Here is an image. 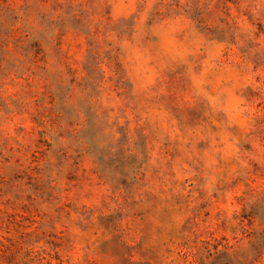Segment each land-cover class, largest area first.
<instances>
[{"label":"clouds","instance_id":"1","mask_svg":"<svg viewBox=\"0 0 264 264\" xmlns=\"http://www.w3.org/2000/svg\"><path fill=\"white\" fill-rule=\"evenodd\" d=\"M111 3L0 0V264H48L54 254L60 257L56 264H199L203 250L220 236L227 235L236 251L248 231L264 230V141L248 152H197L179 139L157 102L164 97L178 109L199 103L218 129L220 140L213 143L223 145L230 125L217 123V113L223 111L222 94L231 96L237 85L220 57L205 58L201 49L208 45L185 14L195 9L223 19L227 60L242 65L251 52L264 53V0H232L226 7L222 0L218 8L217 0H127L138 28L148 9L176 14L161 15L156 24L174 34L171 57L185 66L188 84L181 80L174 96L157 88L161 63L154 48L144 49L139 60L125 55L114 61L119 68L104 67L113 49L106 42L98 59L88 53L99 77L80 71L85 50L71 25L85 18L115 22ZM201 29L207 30L203 24ZM244 41L259 47L240 53ZM119 47L128 45L122 41ZM74 76L78 90L68 100L74 115L62 121L59 93ZM125 129L128 139L122 142ZM37 133L52 148L34 164ZM34 168L39 175L33 184L44 194L25 183L27 175H36ZM24 204L40 215L27 234L22 225L8 223L9 211ZM249 212L255 213L254 223L243 229L240 217ZM99 216L111 217L107 231L98 226ZM250 260L241 254L235 264Z\"/></svg>","mask_w":264,"mask_h":264},{"label":"rangeland","instance_id":"2","mask_svg":"<svg viewBox=\"0 0 264 264\" xmlns=\"http://www.w3.org/2000/svg\"><path fill=\"white\" fill-rule=\"evenodd\" d=\"M232 0H226L223 6ZM222 0H217L214 8L220 7ZM155 7V6H154ZM113 15L117 20L113 23H107L103 19L93 20L85 18L83 21L77 20L71 26L76 33L77 38L82 39L85 57L80 67V71H84L85 75L99 77L100 71L94 66V56L88 53L95 54L98 59V50L106 42L113 45L110 53H106L104 60L106 63L104 67L115 66L119 68V64L114 65V61L121 59L125 55L134 56L137 60L142 58L144 49H156L159 53L161 63L160 78L157 82V88H163L165 92H172L175 95V89L180 87V82L187 86L188 80L184 77L185 66L180 63L179 59L171 57L170 50L174 47V34L167 29L156 28L161 15L173 16L176 14L170 10L165 9L163 13L148 9L145 13L147 19L142 27H137L135 23V12H132L127 7V0H112L109 5ZM108 9L105 10L107 13ZM143 11V9H137ZM128 19H125V15ZM111 21L112 17L109 16ZM185 20L191 21L196 35L202 38L208 45L207 50L201 49L207 57H220L223 63L228 67V74L233 75V79L237 87L232 90L231 96L223 95V102L221 107L222 112L217 113L219 120L226 121L230 127L226 129L228 136L227 141L220 145L214 144V141H219L220 137L215 133L218 131L216 125L209 122L206 117L202 115V110L199 103H193L191 108H176L169 106L168 99L164 97L158 98L163 108L167 119L173 122L176 135L181 140H186L197 152L211 155V149L214 147H222L225 151H231L233 148L241 152H248L253 143L259 144L264 141V85H262L261 72L264 71V53L261 51H253L251 55L246 56L242 61V65L233 66L231 61L227 60L229 52L224 51L229 41L226 39L224 29V21L220 17L216 20L211 18V14L207 17L202 16L200 10L189 9L185 14ZM206 27V31H202L201 25ZM103 29V31H102ZM260 29V25H257ZM91 37V38H90ZM126 42L128 48L124 51L120 50L119 42ZM77 49L80 45H75ZM258 45H254L252 41H244L242 47L237 51L240 53H248L251 49ZM212 61H210L211 63ZM150 66V63H149ZM76 69L70 68L69 72H75ZM67 91H61L59 95L62 99L58 102L57 114L62 121H70L74 115L72 106L68 103L72 94L77 91V78L74 76L69 81ZM118 95V94H117ZM51 103V101H49ZM89 107V105H85ZM34 121H29L32 123ZM122 142L128 139V130L125 129L120 132ZM52 145L47 140L40 137L37 133V138L33 145V152L31 157L35 164L36 160L40 159L42 155L49 151ZM219 155V153H217ZM257 164L253 163L252 168L256 169ZM36 175H27L25 183L33 184V181L39 175L38 170L34 168ZM33 190L44 194L39 184H33ZM47 197H52L51 192H46ZM30 199V198H26ZM66 209L70 208L69 204H65ZM208 215L207 212L204 213ZM255 213L249 212L242 214L240 217V224L243 229H250L254 223ZM40 222V215L36 212L30 204L22 205L17 211H9L8 223L22 225L25 228V234L28 229H34ZM111 223V217H97V224L105 231ZM52 237H56V233H50ZM238 235H244L241 231ZM246 243L242 245L241 250H230L231 241L227 235H222L219 238L220 242L213 241L210 247L203 250L202 259L199 264H235L236 257L241 254H246L251 257L249 264H259V259L264 257V230L248 231L245 236ZM54 247H59V244L53 239ZM130 255V254H129ZM60 259L58 254L51 256L48 264H56ZM151 259V258H149ZM147 264V262H146Z\"/></svg>","mask_w":264,"mask_h":264}]
</instances>
